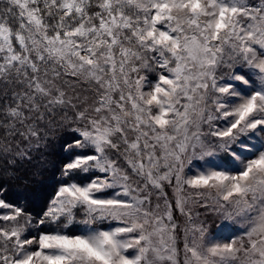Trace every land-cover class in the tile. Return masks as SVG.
I'll return each mask as SVG.
<instances>
[{
	"label": "snow or ice",
	"instance_id": "6c2138e0",
	"mask_svg": "<svg viewBox=\"0 0 264 264\" xmlns=\"http://www.w3.org/2000/svg\"><path fill=\"white\" fill-rule=\"evenodd\" d=\"M0 264H264V0H0Z\"/></svg>",
	"mask_w": 264,
	"mask_h": 264
},
{
	"label": "trees",
	"instance_id": "16d2710c",
	"mask_svg": "<svg viewBox=\"0 0 264 264\" xmlns=\"http://www.w3.org/2000/svg\"><path fill=\"white\" fill-rule=\"evenodd\" d=\"M49 159L55 161L58 159V154L53 152ZM50 171H43L41 174L36 175L30 184H14L9 189V198L16 200L21 195L28 196V203L31 207L39 209L46 205L47 198L52 192ZM24 202V201H21Z\"/></svg>",
	"mask_w": 264,
	"mask_h": 264
},
{
	"label": "rangeland",
	"instance_id": "374dc122",
	"mask_svg": "<svg viewBox=\"0 0 264 264\" xmlns=\"http://www.w3.org/2000/svg\"><path fill=\"white\" fill-rule=\"evenodd\" d=\"M201 218L203 219L204 217L202 216ZM207 219H208L209 223L218 222L219 221V218L216 217V216H208Z\"/></svg>",
	"mask_w": 264,
	"mask_h": 264
}]
</instances>
